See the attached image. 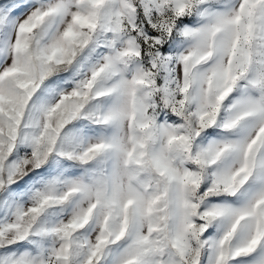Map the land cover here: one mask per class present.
<instances>
[{"label": "snow or ice", "instance_id": "6c2138e0", "mask_svg": "<svg viewBox=\"0 0 264 264\" xmlns=\"http://www.w3.org/2000/svg\"><path fill=\"white\" fill-rule=\"evenodd\" d=\"M0 264H264V0H0Z\"/></svg>", "mask_w": 264, "mask_h": 264}]
</instances>
